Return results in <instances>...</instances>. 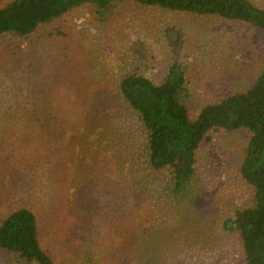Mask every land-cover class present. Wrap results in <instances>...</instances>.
Instances as JSON below:
<instances>
[{"label": "rangeland", "instance_id": "1", "mask_svg": "<svg viewBox=\"0 0 264 264\" xmlns=\"http://www.w3.org/2000/svg\"><path fill=\"white\" fill-rule=\"evenodd\" d=\"M173 63L194 121L264 72V34L113 0L79 4L26 36L0 35V222L29 210L55 264H245L221 222L252 205L239 172L247 133L209 131L175 191L167 170L150 169L146 132L117 91L130 74L158 84ZM0 264L28 263L0 252Z\"/></svg>", "mask_w": 264, "mask_h": 264}, {"label": "trees", "instance_id": "2", "mask_svg": "<svg viewBox=\"0 0 264 264\" xmlns=\"http://www.w3.org/2000/svg\"><path fill=\"white\" fill-rule=\"evenodd\" d=\"M110 1L12 0L0 7V35L26 36L79 4L93 3L102 8ZM134 1L143 6L239 21L264 34V9L247 0ZM183 85V72L173 63L160 83L130 74L120 79L117 91L146 132L150 169L167 170L175 191L189 182L195 152L203 140H208L209 131L247 133L239 172L241 180L252 189V205L234 211L221 227L238 235L245 264H264V72L243 93L201 107L194 121L178 99ZM35 223L29 210L12 211L0 222V252L14 254L28 264H55L38 245Z\"/></svg>", "mask_w": 264, "mask_h": 264}]
</instances>
